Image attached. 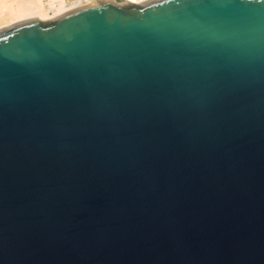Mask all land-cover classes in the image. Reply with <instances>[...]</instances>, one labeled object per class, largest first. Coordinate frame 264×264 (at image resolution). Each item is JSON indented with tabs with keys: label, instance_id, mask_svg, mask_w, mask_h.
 I'll return each instance as SVG.
<instances>
[{
	"label": "water",
	"instance_id": "1",
	"mask_svg": "<svg viewBox=\"0 0 264 264\" xmlns=\"http://www.w3.org/2000/svg\"><path fill=\"white\" fill-rule=\"evenodd\" d=\"M0 264H264V0L0 28Z\"/></svg>",
	"mask_w": 264,
	"mask_h": 264
},
{
	"label": "bare ground",
	"instance_id": "2",
	"mask_svg": "<svg viewBox=\"0 0 264 264\" xmlns=\"http://www.w3.org/2000/svg\"><path fill=\"white\" fill-rule=\"evenodd\" d=\"M3 1L6 2V0H0V28L29 18H36L41 21L50 20L92 0H69V3L65 2L66 0H20L16 3L15 8ZM124 1L138 4L145 0Z\"/></svg>",
	"mask_w": 264,
	"mask_h": 264
},
{
	"label": "rangeland",
	"instance_id": "3",
	"mask_svg": "<svg viewBox=\"0 0 264 264\" xmlns=\"http://www.w3.org/2000/svg\"><path fill=\"white\" fill-rule=\"evenodd\" d=\"M19 1L20 0H6V2L5 1H3V2L7 3L10 7L15 8L16 7V3H18ZM44 2H46V1H44ZM65 2L69 3L70 1L66 0Z\"/></svg>",
	"mask_w": 264,
	"mask_h": 264
}]
</instances>
